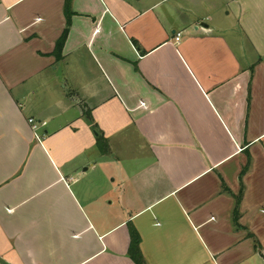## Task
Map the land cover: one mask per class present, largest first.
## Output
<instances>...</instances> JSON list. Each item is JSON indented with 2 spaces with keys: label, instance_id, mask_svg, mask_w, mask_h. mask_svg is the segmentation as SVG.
I'll return each mask as SVG.
<instances>
[{
  "label": "crops",
  "instance_id": "obj_1",
  "mask_svg": "<svg viewBox=\"0 0 264 264\" xmlns=\"http://www.w3.org/2000/svg\"><path fill=\"white\" fill-rule=\"evenodd\" d=\"M29 118L51 170L8 164ZM133 234L264 264V0H0V264H138Z\"/></svg>",
  "mask_w": 264,
  "mask_h": 264
},
{
  "label": "rangeland",
  "instance_id": "obj_2",
  "mask_svg": "<svg viewBox=\"0 0 264 264\" xmlns=\"http://www.w3.org/2000/svg\"><path fill=\"white\" fill-rule=\"evenodd\" d=\"M35 122L39 126V128H38V130H39L38 131V134L40 135L41 139H44V138H42L43 137V134L41 132V128L44 125L42 123H40L39 120H37L36 118H35ZM44 143H45V141H44ZM4 145L6 146V144H4ZM27 145L30 148V153L27 154V157L26 158H23L25 156L22 155L23 153H20L19 152V148H17V149L14 148V151H17V152H14L13 151V148H11V149L7 148L8 151L14 153V154H12L13 156L15 155L11 159L7 160L8 161V164H9V162H11V163L12 162H21V166H20V164H18L17 165L18 166L17 169H21V168H25L26 167L27 170H29V171L30 170L31 171L34 170L33 172H35V170H38V169H43L44 171L51 170V168L53 167L52 162L49 164L50 159L47 157V155L45 156L44 153L41 151L40 146H39V138L35 135V138H33L32 141H29L27 143ZM120 150H121V148H119V152H120ZM16 157L18 158L17 160L15 159ZM109 160H111V162H113V158H109ZM102 163L96 164L99 169H104V168L105 169L106 168L110 169V168L117 167V165H115L113 167L112 163L110 164V162H105V163H107V165H105V164L103 165ZM8 168H12V166H10ZM118 171L121 172L120 170H118ZM105 176H106L105 177V185L108 186V187L114 185L115 182H111L114 177H116L117 179H120V176L117 173H115L112 176L105 174ZM44 197H45V194L43 196L39 197V198L42 199ZM48 197H49V195L47 194V198ZM65 198H67V200H72L71 196H67V195L65 196V194H63L62 200H64L63 201L64 208H65Z\"/></svg>",
  "mask_w": 264,
  "mask_h": 264
},
{
  "label": "trees",
  "instance_id": "obj_3",
  "mask_svg": "<svg viewBox=\"0 0 264 264\" xmlns=\"http://www.w3.org/2000/svg\"><path fill=\"white\" fill-rule=\"evenodd\" d=\"M67 16L68 17L70 16L68 11H67ZM69 24H70V19H69V23H68L67 28L65 29L63 35L61 36V38L57 42V50H56V52H57V56L59 58H61L62 48H63V46L65 44V40H66V38L68 36V33H69ZM101 140L98 139L99 144L101 143L103 149H105L106 148L105 146H107V143H105V144L103 143L102 144ZM139 241H140L139 236H136V235L133 234V236H132V244H131V253H132L133 257L135 258V260L137 261L138 264H145L141 254H140L139 248H138Z\"/></svg>",
  "mask_w": 264,
  "mask_h": 264
},
{
  "label": "built area",
  "instance_id": "obj_4",
  "mask_svg": "<svg viewBox=\"0 0 264 264\" xmlns=\"http://www.w3.org/2000/svg\"><path fill=\"white\" fill-rule=\"evenodd\" d=\"M181 37H182V33L181 32H178L177 35H176V40L177 41H180L181 40ZM29 123L32 125V128H33V130L35 132V135L40 139L41 137L38 134V131H39L38 128H39V126L36 124L35 119L29 118Z\"/></svg>",
  "mask_w": 264,
  "mask_h": 264
}]
</instances>
